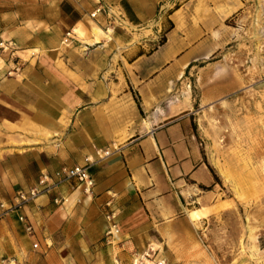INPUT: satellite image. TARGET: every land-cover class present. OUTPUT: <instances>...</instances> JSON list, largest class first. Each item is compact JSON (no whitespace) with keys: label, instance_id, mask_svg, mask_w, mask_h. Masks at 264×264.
<instances>
[{"label":"crops","instance_id":"0c3cea01","mask_svg":"<svg viewBox=\"0 0 264 264\" xmlns=\"http://www.w3.org/2000/svg\"><path fill=\"white\" fill-rule=\"evenodd\" d=\"M167 1L0 0V264H130L150 249L166 264H203L194 223L206 217L194 212L217 206L218 184L191 113L161 104L160 71L184 65L185 39L174 31L147 51L182 13L160 16L151 37L124 32L155 24ZM86 159L89 193L70 181L16 207L41 175Z\"/></svg>","mask_w":264,"mask_h":264},{"label":"rangeland","instance_id":"374dc122","mask_svg":"<svg viewBox=\"0 0 264 264\" xmlns=\"http://www.w3.org/2000/svg\"><path fill=\"white\" fill-rule=\"evenodd\" d=\"M184 4L169 0L155 24L124 32L151 37L160 16L181 11V23L165 22L147 51L174 31L185 39L177 56L184 65L160 71L161 104L191 113L217 178V206L194 212L195 220L206 217L194 223L197 257L203 264H264V0Z\"/></svg>","mask_w":264,"mask_h":264},{"label":"built area","instance_id":"2783aa9c","mask_svg":"<svg viewBox=\"0 0 264 264\" xmlns=\"http://www.w3.org/2000/svg\"><path fill=\"white\" fill-rule=\"evenodd\" d=\"M102 12V9H97L90 15V18H95L96 15ZM73 36H75V32L73 30L66 33L62 40V45L69 46L71 44V41H73ZM8 49V45H5L4 43H0V51L5 52ZM109 156L108 151L104 152H97L96 157L98 160H101L103 158H106ZM92 164V161L90 159L85 160V166L83 167H73L70 169L63 168L59 171L55 172L53 174V177H49L48 175H41V178L38 182V187L29 190L27 194L18 193L14 198V203L16 204V207H19L20 205L27 204L34 199H36L40 194L48 192L52 187L55 185H59L62 183H67L70 181H74L78 184L79 187H82L84 193H89L91 187H92V181L88 175V168ZM63 201H57L54 200V204H62ZM108 206V204L106 205ZM0 209H4L3 205H0ZM8 211L12 210V207L10 209H7ZM6 210V211H7ZM106 221L109 223L113 220V214H108L105 216ZM19 221L24 225V230L30 237L33 236V228L32 225L29 223V221L23 217H19ZM111 231L114 233L115 226L112 225L108 231V234L111 235ZM33 249H37V245H33ZM154 252L153 250H149L148 252H145L141 255L135 256L130 264H166L164 261H156L154 260Z\"/></svg>","mask_w":264,"mask_h":264},{"label":"trees","instance_id":"16d2710c","mask_svg":"<svg viewBox=\"0 0 264 264\" xmlns=\"http://www.w3.org/2000/svg\"><path fill=\"white\" fill-rule=\"evenodd\" d=\"M161 45V44H160ZM162 45H163V43H162ZM208 169H209V171H210V173L213 175V177H214V180L215 181H217V178H216V176L214 175V173L212 172V170L210 169V167L208 166Z\"/></svg>","mask_w":264,"mask_h":264},{"label":"bare ground","instance_id":"6f19581e","mask_svg":"<svg viewBox=\"0 0 264 264\" xmlns=\"http://www.w3.org/2000/svg\"><path fill=\"white\" fill-rule=\"evenodd\" d=\"M223 169V168H222Z\"/></svg>","mask_w":264,"mask_h":264}]
</instances>
